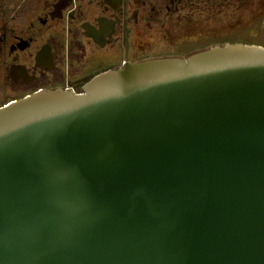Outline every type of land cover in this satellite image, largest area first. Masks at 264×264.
I'll list each match as a JSON object with an SVG mask.
<instances>
[{
	"label": "water",
	"instance_id": "1",
	"mask_svg": "<svg viewBox=\"0 0 264 264\" xmlns=\"http://www.w3.org/2000/svg\"><path fill=\"white\" fill-rule=\"evenodd\" d=\"M0 264H264V46L0 108Z\"/></svg>",
	"mask_w": 264,
	"mask_h": 264
},
{
	"label": "flooded vegetation",
	"instance_id": "2",
	"mask_svg": "<svg viewBox=\"0 0 264 264\" xmlns=\"http://www.w3.org/2000/svg\"><path fill=\"white\" fill-rule=\"evenodd\" d=\"M250 1L0 0V108L58 88L82 93L110 69L227 43L187 33Z\"/></svg>",
	"mask_w": 264,
	"mask_h": 264
},
{
	"label": "rangeland",
	"instance_id": "3",
	"mask_svg": "<svg viewBox=\"0 0 264 264\" xmlns=\"http://www.w3.org/2000/svg\"><path fill=\"white\" fill-rule=\"evenodd\" d=\"M251 1L216 20L191 28L187 35L196 34L199 40L214 38L217 41L263 45L264 0Z\"/></svg>",
	"mask_w": 264,
	"mask_h": 264
},
{
	"label": "trees",
	"instance_id": "4",
	"mask_svg": "<svg viewBox=\"0 0 264 264\" xmlns=\"http://www.w3.org/2000/svg\"><path fill=\"white\" fill-rule=\"evenodd\" d=\"M264 45V44H263Z\"/></svg>",
	"mask_w": 264,
	"mask_h": 264
}]
</instances>
